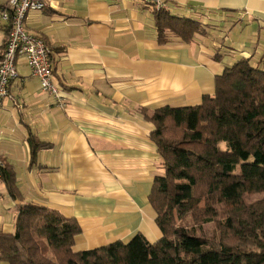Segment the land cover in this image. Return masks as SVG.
Returning <instances> with one entry per match:
<instances>
[{
    "label": "crops",
    "instance_id": "obj_1",
    "mask_svg": "<svg viewBox=\"0 0 264 264\" xmlns=\"http://www.w3.org/2000/svg\"><path fill=\"white\" fill-rule=\"evenodd\" d=\"M45 1L25 14L24 28L46 45L62 105L17 59L0 101V161L13 168L23 201L77 221L75 251L136 233L154 242L161 232L148 196L163 169L140 109L199 103L239 57L264 70V0H163L206 28L190 43L165 44L139 0ZM5 39L0 29V51ZM29 134L48 144L32 163ZM17 202L0 181V232H13Z\"/></svg>",
    "mask_w": 264,
    "mask_h": 264
},
{
    "label": "trees",
    "instance_id": "obj_2",
    "mask_svg": "<svg viewBox=\"0 0 264 264\" xmlns=\"http://www.w3.org/2000/svg\"><path fill=\"white\" fill-rule=\"evenodd\" d=\"M6 5L0 2V12ZM158 43H190L206 35L201 22L154 10ZM8 36L10 25L0 20ZM6 42V39H5ZM5 43L3 44V48ZM2 51H0V58ZM153 124L163 174L153 179L149 203L161 237L75 251L81 232L73 217L23 201L13 168L0 181L17 200L12 233L0 232L7 264H264V70L237 58L214 76V92L195 105L141 108ZM30 163L47 147L27 137ZM221 143H225L224 147Z\"/></svg>",
    "mask_w": 264,
    "mask_h": 264
},
{
    "label": "built area",
    "instance_id": "obj_3",
    "mask_svg": "<svg viewBox=\"0 0 264 264\" xmlns=\"http://www.w3.org/2000/svg\"><path fill=\"white\" fill-rule=\"evenodd\" d=\"M154 10H167L163 0H139ZM6 9L0 12V20L10 25V30L0 58V101L8 96V85L16 76L15 63L23 59L31 73L39 79L41 89L62 105V89L54 81L48 50L44 41L29 34L24 28V17L28 11H40L48 6L45 0H3ZM0 165L3 163L0 161Z\"/></svg>",
    "mask_w": 264,
    "mask_h": 264
},
{
    "label": "rangeland",
    "instance_id": "obj_4",
    "mask_svg": "<svg viewBox=\"0 0 264 264\" xmlns=\"http://www.w3.org/2000/svg\"><path fill=\"white\" fill-rule=\"evenodd\" d=\"M3 0H0V2H2ZM225 143H221V146L224 147Z\"/></svg>",
    "mask_w": 264,
    "mask_h": 264
}]
</instances>
